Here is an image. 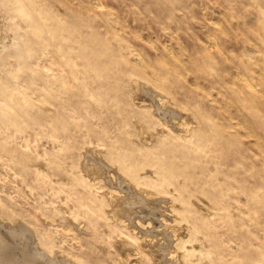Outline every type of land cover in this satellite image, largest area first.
<instances>
[{"label":"rangeland","instance_id":"obj_1","mask_svg":"<svg viewBox=\"0 0 264 264\" xmlns=\"http://www.w3.org/2000/svg\"><path fill=\"white\" fill-rule=\"evenodd\" d=\"M10 1L0 0V264H264V0Z\"/></svg>","mask_w":264,"mask_h":264},{"label":"bare ground","instance_id":"obj_2","mask_svg":"<svg viewBox=\"0 0 264 264\" xmlns=\"http://www.w3.org/2000/svg\"><path fill=\"white\" fill-rule=\"evenodd\" d=\"M5 1H6V0H5ZM8 1L11 3L10 0H8ZM15 1L18 2L19 0H15ZM20 1H22V0H20ZM45 1H46V0H45ZM96 1H97V0H96ZM49 2H50V1H49ZM13 3H14V2H13ZM22 3L25 4L26 2L23 1ZM40 3L42 4V0H41ZM45 3H46V2H45ZM11 4H12V3H11ZM41 4H40V5H41ZM50 4H51V3H50ZM14 5H15L16 8H18V6H16V4H14ZM25 5H26V4H25ZM72 5H74V4L72 3ZM12 6H13V4H12ZM19 6H20V5H19ZM21 6H22V5H21ZM23 6H24V5H23ZM23 6H22V7H23ZM27 6H28V5H27ZM22 7H20L21 10H23ZM46 7H47V6H46ZM69 7H70V6H69ZM73 7H74V6H73ZM75 7H76V6H75ZM75 7H74V8H75ZM23 8L25 9V7H23ZM26 8H27V7H26ZM28 8H29V7H28ZM44 8H45V5H44ZM71 8H72V7H71ZM76 8H79V10H80V7H76ZM81 8H83V7H81ZM14 9H15V8H14ZM47 9H50V8L48 7ZM84 9H85V8H84ZM91 9H92V11H93L94 8H91ZM95 9H96V8H95ZM42 10H43V9H42ZM45 10H46V9H45ZM77 11H78V9H77ZM29 12H31V10H30ZM22 13H25V12L22 11ZM45 13H46V11H45ZM51 13L53 14V12H51ZM56 13H57V12H56ZM32 14H33V13H32ZM32 14H31V15H32ZM43 14H44V13H43ZM23 15H25V14H23ZM31 15H30V16H31ZM36 15H37V14H36ZM49 15H50V14H49ZM25 16H26V15H25ZM33 16H34V15H32V19H33ZM47 16H48V14H47ZM47 16H45V18H46ZM53 16H54V15H53ZM51 18H53V17H51ZM34 19H35V18H34ZM36 19H37V17H36ZM38 19H39V18H38ZM47 19H48V18H47ZM30 20H31V19H30ZM40 20H41V19H40ZM49 20H50V18H49ZM51 20H53V19H51ZM41 21H42V20H41ZM45 21H46V20H45ZM58 21H59V20H58ZM36 22H37V21H35L34 23H36ZM38 22H39V21H38ZM263 22H264V21H263ZM39 23H40V22H39ZM39 23H38V24H39ZM42 23H43V22H42ZM49 23H50V22H49ZM56 23H57V22H56ZM38 24H37V25H38ZM59 24H60V23H59ZM37 25L34 26V27H36V28L38 29L40 26H39V25L37 26ZM40 25H41V24H40ZM50 25H51V24H50ZM50 25H49L48 27H51ZM56 25H57V24H56ZM44 26L46 27V25H44ZM57 26H58V25H57ZM59 26H60V27H58V28H62L61 25H59ZM66 26H67V25H66ZM66 26H65V27H66ZM69 26H70V25H69ZM53 27H54V26H53ZM63 27H64V26H63ZM70 27H71V26H70ZM67 28H68V27H67ZM72 28H73V27H72ZM41 29H42L43 31H42ZM50 29H51V28H50ZM50 29H49V30H50ZM52 29H53V28H52ZM62 29H64V28H62ZM75 29H76V28H75ZM57 30H58V29H57ZM65 30H67V29H65ZM65 30H62V32L65 31ZM37 31H40V32L42 31V32H44V29H43V27H42V28H39V30H37ZM52 31H53V30H52ZM52 31H51V32H52ZM40 32H39V35H40ZM57 32H58V31H57ZM66 32H67V31H66ZM55 33H56V32H55ZM60 33H61V32H60ZM64 33H65V32H64ZM70 33H71V30H70ZM70 33H69V34H70ZM72 33H73V30H72ZM72 33H71V34H72ZM74 33H75V32H74ZM76 33H77V32H76ZM81 33H82V32H81ZM81 33H80V34H81ZM83 33H84V32H83ZM83 33H82V34H83ZM61 34H62V33H61ZM69 34H68V36H69ZM82 34H81V35H82ZM48 35H49V34H48ZM48 35H47L46 37H48ZM59 35H60V34H59ZM62 35H63V34H62ZM77 35H78V34H77ZM84 35H86V34L84 33ZM74 36H76V35H74ZM79 36H80V35H79ZM42 37H43V35H42ZM60 37H61V35H60ZM76 37H77V36H76ZM76 37H75V39H76ZM83 37H84V36H83ZM49 38H50V36H49ZM49 38H48V39H49ZM62 38H63V37H62ZM62 38H61V39H62ZM64 38H66V37H64ZM71 38H72V37H71ZM77 38H78V37H77ZM80 38H82V37H80ZM43 39H44V38H43ZM45 39H46V38H45ZM48 39H47V40H48ZM53 39H54V37H53ZM66 39H68V38H66ZM83 39H84V38H83ZM83 39H82V40H83ZM261 39H262V38H261ZM263 40H264V38H263ZM263 40H262V41H263ZM48 41L51 42V39L48 40ZM60 41H61V40H60ZM62 41H63V40H62ZM62 41H61V42H62ZM77 41H78V40H77ZM84 41H85V40H84ZM86 41H87V40H86ZM46 42H47V41H46ZM52 42H53V41H52ZM72 42H73V40H72ZM68 43H69V42H68ZM47 44H48V42H47ZM58 44H59V43H58ZM58 44H57V45H58ZM62 44H63V43H62ZM62 44H61V45H62ZM49 45H50V44H49ZM61 45H60V46H61ZM64 45H65V44H64ZM46 46H47V45H46ZM51 46H52V44H51ZM51 46H50V47H51ZM62 46H63V45H62ZM68 46H70V45H68ZM71 46H73V45H71ZM71 46H70V48H72ZM77 46H78V45H77ZM63 47H64V46H63ZM63 47H61V48H63ZM65 47H66V46H65ZM73 47H74V46H73ZM55 48H56V47H55ZM57 48H58V47H57ZM59 48H60V47H59ZM65 49H67V48H65ZM68 49H69V47H68ZM74 49H77V48H74ZM52 50H53V49H52ZM52 50H50L51 53H53ZM56 50H57V49H56ZM61 50H62V49H61ZM61 50H59V51H61ZM72 50H73V49H72ZM78 50H80V48H79ZM50 51H49V53H50ZM53 51H54V50H53ZM59 51H58V54H59ZM64 51H67V50H63V52H64ZM70 51H71V50H70ZM70 51H69V52H70ZM75 51H76V50H75ZM44 52H45V51H44ZM76 52H77V51H76ZM76 52H75V53H76ZM49 53H48V54H49ZM61 53H62V51H61ZM72 53H73V51H72ZM83 53H85V51H84ZM46 54H47V52H46ZM54 54H56V53H54ZM67 54H68V53H67ZM170 54H171V53H170ZM52 55H53V54H52ZM52 55L47 56V57H52ZM65 55H66V52H65ZM73 55H75V54H73ZM53 56H54V58H55V55H53ZM69 56H70V55L68 54V57H69ZM71 56H72V55H71ZM71 56H70L69 58H72V59H73V57H71ZM75 56H76V55H75ZM77 56H78V55H77ZM87 56H88V55H87ZM87 56H84V57H87ZM57 57H58V55H57ZM57 57H56V58H57ZM66 57H67V56H66ZM54 58H53V59L50 58V59H51V60H55ZM75 58H76V57H75ZM58 59H59V58H58ZM58 59H57V60H58ZM61 59H62V58H61ZM79 59H80V58H79ZM63 60H64V59H62V62H63ZM76 60H77V59H76ZM55 62H56V61H55ZM62 62H61V64H62ZM72 62H74V61L72 60ZM143 62H144V61H143ZM143 62L140 63V64H141V65H142V64L145 65V62H144V63H143ZM67 63H68V62H67ZM74 63H75V66H76L77 63H76V62H74ZM74 63H73V64H74ZM56 64H57V63H56ZM59 64H60V63H59ZM69 64H70V63H69ZM137 64H138V63H137ZM70 66H71V64H70ZM75 66H74V67H75ZM146 66H147V65H146ZM151 66H152V65H151ZM153 66H154V65H153ZM59 67H60V66H59ZM103 67H104V66H103ZM61 68H62V65H61ZM61 68H60V69H61ZM97 68L99 69L98 66H97ZM141 68H142V67H141ZM145 68H146V67H145ZM71 69H72V68H71ZM61 70H62V69H61ZM64 70H66V68H65ZM95 70H96V69H95ZM143 70H144V69H143ZM138 71H139V70H138ZM153 71H154V70H153ZM72 72H73V71H72ZM88 72H89V71H88ZM88 72H87V73H88ZM96 72H97V71H96ZM143 72H144V71H143ZM59 73H60V72H59ZM61 73H62V72H61ZM150 73H152V72H150ZM261 73H263V72H261ZM73 74H74V73H73ZM143 74H145V73H143ZM60 75H61V81H60V84H65V85H67V79H68V78L64 77L63 74H60ZM67 75L70 76L71 74L69 73V74H67ZM149 75H150V74H149ZM155 75H156V73H155ZM261 75H262V74H261ZM147 76H148V75H145V77H147ZM238 76H239V75H238ZM238 76H236V77H238ZM236 77H235V78H236ZM65 78H66V79H65ZM69 78H70V80H71V77H69ZM147 78H148V77H147ZM235 78H234V79H235ZM238 79H239V77H238ZM238 79H237V80H238ZM241 80H242V78H241ZM244 80H245V79H244ZM244 80H243V81H244ZM71 81H72V80H71ZM234 81H235V80H234ZM72 82H73V81H72ZM72 82H70V83H72ZM240 82H241V81L238 80V84H239ZM72 84H74V83H72ZM72 84H71V85H72ZM235 84H236V83H235ZM244 85H245V87L248 89V93H249L248 95H250V97H254V95H255L254 93L256 92V91L254 90V86H253L254 84L252 85V84H251L250 82H248L247 79H246V80L244 81ZM237 86H238V85H237ZM239 86H240V85H239ZM239 86H238V87H239ZM13 87H15V86H13ZM13 87H11L10 90L14 89V91L16 92V89L13 88ZM238 87H234V88H237V89H238ZM240 87H241V86H240ZM245 87H242L241 89H238V90H242V91H243V89H244ZM16 88H17V87H16ZM4 90H5V89H3V92H4ZM7 90H9V88H7ZM238 90H236V91L238 92ZM245 90H246V89H245ZM245 90H244V91H245ZM5 91H6V90H5ZM242 91H241V92H242ZM244 91H243V92H244ZM18 92H19V91H18ZM257 92H258V91H257ZM8 93H9V98H11L12 96H15V100H16V101H18V100H17L18 96L20 97V96L22 95L21 92H20L21 95H20V94H19V95H16L14 92H11V91L8 92ZM245 93H246V92H245ZM245 93H244V95H245V97H247V94H245ZM17 94H18V93H17ZM256 94H257V93H256ZM7 95H8V94H7ZM7 95H4V96H7ZM258 95H259V94H258ZM26 96H27V95H26ZM242 96H243V95H242ZM29 97H30V96H29ZM50 97H52V96H50ZM245 97H244V98H245ZM1 98H2V95H1ZM7 98H8V97H7ZM9 98H8V100H9ZM24 98L26 99V98H28V97H25L24 94H23L22 97H20V100H23ZM36 98H37V97H36ZM244 98H243V99L241 98V99H242V100H245ZM247 98H249V96H248ZM28 99H29V98H28ZM30 99H31V98H30ZM51 99H52V98H51ZM249 99L254 100L255 98H254V99L249 98ZM249 99H248V100H249ZM5 100H6V99H5ZM31 100H33V99H31ZM53 100H54V99H53ZM248 100H246V101H248ZM26 101H27V100H26ZM10 102H11V100H10ZM18 102L21 103V101H18ZM51 102H52V100H51ZM237 102H238V100H237ZM237 102H236V104H238ZM239 102H240V100H239ZM248 102H249V101H248ZM0 103L3 104V102H0ZM5 103H6V101H5ZM11 103H12V102H11ZM23 103H24V100H23ZM30 103H32V102H30ZM47 103H48V102H47ZM49 103H50V101H49ZM49 103H48V104H49ZM52 103H53V102H52ZM21 104H22V103H21ZM28 104H29V103H28ZM32 104H34V103H32ZM32 104H29L28 106L31 105V107L34 108L35 106L32 105ZM239 104H240V103H239ZM239 104H238V105H239ZM3 105H5V104H3ZM6 105L9 106V107L11 108L10 104H6ZM50 105H51V104H50ZM52 105H53V104H52ZM7 106H6V107H7ZM17 106H18V105H17ZM24 106H25V105H24ZM251 106H252V105H251ZM253 106H254V105H253ZM253 106H252V107H253ZM6 107H5V108H6ZM14 107H16V106H14ZM7 108H8V107H7ZM20 108H21V107H20ZM25 108H27V107H25ZM238 108H240V106H239ZM241 108H242V107H241ZM247 108H248V107H247ZM254 108H255V107H254ZM11 109H13V108H11ZM22 109H23V108H22ZM245 109H246V108H245ZM250 109H251V108H250ZM252 109H253V108H252ZM8 110H9V109H8ZM17 110H18V109H17ZM26 110H27V109H26ZM240 110H241V109H240ZM10 111H11V110H10ZM14 111H15V110H14ZM241 111H242V110H241ZM250 111H251V110H250ZM18 112H19V111H18ZM18 112H17V115L20 114V113H18ZM238 112H240V111H237V114H239ZM245 112L248 113L249 111H247V109H246ZM245 112H244V114H245ZM12 113H13V112H12ZM14 113H15V112H14ZM240 113H242V112H240ZM253 113H254V112H253ZM248 115H249V114H248ZM14 116H15V115H14ZM20 116H22V115H20ZM60 116H61V115H60ZM197 116H198V115H197ZM197 116H196V117H197ZM240 116H241V115H240ZM240 116H239V117H240ZM249 116H250V115H249ZM249 116H248V117H249ZM12 117H13V116H12ZM12 117H11V118H12ZM17 117H19V116H17ZM22 117H23V116H22ZM47 117L50 118L48 115H47ZM62 117H63V115H62ZM206 117H208V116L206 115ZM239 117H238V118H239ZM243 117H245V115H244ZM246 117H247V116H246ZM7 118H8V116H7ZM13 118H14V117H13ZM19 118H21V117H19ZM210 118H211V117H210ZM212 118H213V117H212ZM249 118H250V117H249ZM252 118H253V117H252ZM5 119H6V118H5ZM50 119H51V118H50ZM247 119H248V118H247ZM24 120H25V119H24ZM48 120H49V119H48ZM52 120H53V119H52ZM63 120H65V119H63ZM63 120H62V122H65V121H63ZM181 120H182V119H181ZM207 120H208V118H207ZM244 120H245V119H244ZM14 121H16V120H14ZM182 121H183V120H182ZM208 121H210V120H208ZM214 121H215V120H214ZM240 121H241V120H240ZM16 122H17V121H16ZM18 122H19V121H18ZM18 122H17V124L20 126V124H19ZM20 122H21V121H20ZM22 122H23V120H22ZM172 122H174V121H172ZM162 123H163V125H164V127H165L166 129H168L169 131H173V129L171 128L172 125L169 126L168 123H167V120H164V121L162 120ZM181 123H182V122H181ZM212 123H213V122H212ZM215 123H216V122H215ZM215 123H214V124H215ZM237 123H238V121H237ZM65 124H66V123H65ZM182 124H184V123H182ZM217 124H219V123H217ZM240 124H241V123H238L239 126H240ZM15 125H16V123L14 124V126H15ZM212 125H213V124H212ZM2 126H3V125H2ZM183 126H184V125H183ZM221 127H222V125L220 126V128H221ZM189 128H190V127H189ZM215 128H216V127H215ZM224 128H225V127L223 126L222 129H224ZM242 128H244V127H242ZM17 129H18V128H17ZM56 129H57V128H56ZM183 129H187V128H184V127H183ZM249 129H251V128H249ZM38 131H39V130H38ZM46 131H47V130H46ZM175 131H176V130H175ZM186 131H188V130H186ZM216 131H217V130H216ZM216 131H215V132H216ZM220 131H221V130H220ZM225 131H226V128H225ZM10 132H11V131H10ZM207 132H208V131H207ZM248 132H249V131H248ZM157 133H158V132H157ZM187 133H188V132H187ZM12 134H13V132H12ZM36 134H39V133H36ZM40 134H41V132H40ZM142 134H144V133H141L140 135H142ZM145 134H146V133H145ZM145 134H144V136H145ZM229 134H231V133H229ZM249 134H250V133H248V135H249ZM251 134H253V133H252V130H251ZM34 135H35V133H34ZM232 135H233V134H232ZM238 135H239V138H238V137H237V138L240 140V136H241V135H240L239 133H238ZM253 135H254V134H253ZM233 136H234V135H233ZM111 137H113V136H111ZM140 137H141V136H140ZM146 137L149 138V136H146ZM251 137H253V136H251ZM255 138H256V136H255ZM141 139H142V138H141ZM144 139H145V138H144ZM235 139H236V137H235ZM104 140H105V139H104ZM104 140H102V141H104ZM110 140H111V139H110ZM114 140H115V139H114ZM114 140H113V141H114ZM146 140H147V139H146ZM149 140H151V139H149ZM61 141H62V140H61ZM106 141H107V140H106ZM108 141H109V139H108ZM111 141H112V140H111ZM144 141H145V140H144ZM240 141H241V140H240ZM109 142H110V141H109ZM241 142H242V141H241ZM241 142H239V143L241 144ZM146 143H148V141H147ZM67 144H68V143H67ZM67 144H66V145H67ZM126 144H127V143H126ZM256 144H257V143H256ZM261 144H262V143H261ZM59 145H60V144H59ZM110 145H111V143H110ZM110 145H109V146H110ZM118 146H119V145H118ZM254 146H255V145H254ZM128 147H129V146H128ZM262 147H264V146L262 145L261 148H262ZM107 148H110V147H107ZM261 148H260V149H261ZM110 149H111V148H110ZM110 149H108V150H110ZM113 149H114V148H112V150H113ZM124 149H125V147H124ZM124 149H123V150H124ZM126 149H127V148H126ZM130 149H131V148H130ZM258 149H259V148H258ZM263 149H264V148H263ZM263 149H262V150H263ZM134 150H138V149H133V151H134ZM131 151H132V149H131ZM241 151H242V149H241ZM254 151H255V150H254ZM257 151H258V150H257ZM95 152L97 153L98 151H95ZM125 152H126V151H125ZM128 152H129V151H128ZM171 152H172V151H171ZM255 152H256V151H255ZM89 153H90V152H89ZM89 153H88V154H89ZM91 153H92V152H91ZM91 153H90V154H91ZM126 153H127V152H126ZM131 153H132V152H131ZM131 153H130V154H131ZM137 153H138V151H137ZM241 153H242V152H241ZM243 153H244V152H243ZM256 153H257V152H256ZM86 154H87V153H86ZM90 154H89V155H90ZM97 154H98V153H97ZM97 154H96V155H97ZM127 154H128V153H127ZM134 154H135V153H134ZM134 154H133V155H134ZM144 154H146V153H144ZM92 155H93V154H91V156H92ZM98 155H99V154H98ZM98 155H97V156H98ZM153 155H154V154H153ZM183 155H184V151H183ZM185 155H186V154H185ZM254 155H255V154H254ZM127 156H128V155H127ZM127 156H125V157H127ZM129 156H131V155H129ZM134 156H137V155H134ZM134 156H132V157H134ZM143 156H144V155H143ZM100 157H101V156H100ZM132 157H131V158H132ZM185 157H186V156H185ZM187 157H188V156H187ZM246 157H247V156H246ZM115 158H116V157H115ZM143 158H144V157H143ZM156 158H157V157H156ZM177 158H178V157H177ZM182 158H184V157H182ZM236 158H237V157H236ZM15 159H16V158H15ZM87 159H88V158H87ZM113 159H114V158H113ZM121 159H122V158H121ZM125 159H126V158H125ZM137 159H138V157H137ZM152 159H153V158H152ZM157 159H159V161H160V157L157 158ZM179 159H181V158H179ZM179 159H178V160H179ZM184 159H185V158H184ZM187 159H188V158H187ZM192 159H193V158H192ZM19 160H20V159H19ZM21 160H23V159H21ZM126 160H127V159H126ZM131 160H132V159H131ZM150 160H151V158H150ZM150 160H149V161H150ZM188 160H189V159H188ZM194 160H195V159H194ZM202 160H203V159H202ZM128 161H130V160H128ZM136 161H137V160H136ZM139 161H141V160H139ZM151 161H152V160H151ZM151 161H150V162H151ZM161 161H164V160L161 159ZM185 161H186V159H185ZM190 161H191V160H190ZM89 162H90V161H89ZM133 162H135V160H134ZM152 162H154V161H152ZM152 162H151V163H152ZM183 162H184V161H183ZM183 162H182V163H183ZM186 162H187V161H186ZM256 162H258V161H256ZM101 163H102V162H101ZM131 163H132V162H131ZM138 163H139V162H138ZM157 163H159V162L157 161ZM161 163H162V162H161ZM188 163H189V161H188ZM90 164H91V163H90ZM93 164H94V162H93ZM134 164H135V163H134ZM134 164H133L132 166H134ZM147 164H148V163H147ZM162 164H163V163H162ZM241 164H242V163H241ZM252 164H253V163H252ZM95 165H96V164H95ZM128 165H129V164H128ZM142 165H143V164H142ZM150 165H151V164H150ZM152 165H153V164H152ZM152 165H151V166H152ZM165 165H167V164H165ZM165 165H163V166H165ZM229 165H230V163H229ZM246 165H247V164H246ZM156 166H157V165H156ZM159 166H160V165H159ZM167 166H168V165H167ZM231 166H233V165H231ZM242 166H243V165H242ZM247 166H248V165H247ZM86 167H87V166H86ZM89 167H90V166H89ZM134 167H137V164H136V166H134ZM134 167H133V170H134ZM245 167H246V166H245ZM248 167H249V166H248ZM91 168H92V167H91ZM141 168H142V167H141ZM141 168L139 167V171H140V170H143V169H141ZM157 168H158V167H157ZM249 168H250V167H249ZM258 168H259V166H258L256 169L258 170ZM24 169H25V168H24ZM24 169H23V170H24ZM86 169H87V168H86ZM94 169H95V167H94ZM94 169H93V170H94ZM125 169H126V170H129V169H132V168H131V167L129 168V166H127V168H125ZM163 169H164V168H162V170H163ZM166 169H168V168H166ZM250 169H251V168H250ZM158 170H159V169H158ZM168 170H169V169H168ZM179 170H180V169H179ZM21 171H22V170H21ZM24 171H25V170H24ZM95 171H96V170H95ZM155 171L157 172V170H155ZM160 171H161V169H160ZM164 171H165V169H164ZM164 171H163V172H164ZM182 171H183V170H182ZM247 171H248V170H247ZM255 171H256V170H255ZM91 172H92V171H91ZM135 172H136V171H135ZM137 172H138V171H137ZM184 172H186V170L183 171V173H184ZM256 172H257V171H256ZM259 172H260V171H259ZM263 172H264V169H263L262 173H263ZM166 173H167V172H166ZM200 173H201V171H200ZM200 173H199V174H200ZM241 173L243 174L242 171H241ZM241 173H240V174H241ZM163 174H165V173H163ZM230 174H231V175H235L234 173H230ZM230 174H229V176H230ZM91 175H93V174H91ZM150 175H151V174H150ZM159 175H160V174H159ZM161 175H162V174H161ZM197 175H198V174H197ZM201 175H202V174H201ZM201 175H200V176H201ZM208 175H210V173H209ZM72 176H73V175H72ZM93 176H95V175H93ZM145 176H146V175H145ZM162 176H163V175H162ZM162 176H161V178H162ZM183 176H184V175H183ZM257 176H258V175H257ZM136 177H137V176H136ZM159 177H160V176H159ZM165 177H166V176H165ZM170 177H171V176H170ZM170 177H169V179H171ZM261 177H262V176H261ZM261 177H260V178H261ZM263 177H264V176H263ZM141 178L144 179V175H143V177H141ZM145 178H146V177H145ZM173 178H174V177H173ZM93 179H95V178H93ZM122 179H123V178H122ZM124 179H125V178H124ZM138 179H139V178H138ZM146 179H148V178H146ZM146 179H144V180H146ZM159 179H160V178H159ZM162 179H163V178H162ZM162 179H161V180H162ZM200 179H201V178H200ZM118 180H119V179H118ZM118 180H117V181H118ZM120 180H121V179H120ZM139 180H140V179H139ZM151 180H152V178H151ZM151 180H149V182H150ZM153 180H154V179H153ZM161 180H160V182H161ZM163 180H164V179H163ZM166 180H168V179H166ZM201 180H202V179H201ZM204 180H205V179H204ZM228 180H229V179H228ZM257 180H258V179H257ZM257 180H256V181H257ZM56 181H57V180H56ZM135 181H136V180H135ZM172 181H173V180H172ZM172 181H171V182H172ZM221 181H224V180L221 179ZM225 181H226V180H225ZM235 181L237 182V180H235ZM252 181H253V180H252ZM258 181H259V180H258ZM119 182H120V181H119ZM167 182H168V181H167ZM169 182H170V180H169ZM201 182H202V181H201ZM204 182H205V181H204ZM259 182H260V181H259ZM124 183H126V182H124ZM150 183H151V182H150ZM202 183H203V182H202ZM226 183H227V182H226ZM238 183H239V182H238ZM254 183H255V182H253V184H254ZM82 184H83V183H82ZM157 184H158V183H157ZM161 184H162V182H161ZM172 184H173V183H172ZM128 185H129V184H128ZM228 185H229V184H228ZM233 185H234V184H233ZM237 185H238V184H237ZM256 185L259 186L260 184H259V185L256 184ZM36 186H37V185H36ZM121 186H122V185H121ZM124 186H125V185H124ZM229 186H230V185H229ZM239 186H241V185H239ZM233 187H234V186H233ZM244 187H245V186H244ZM177 188H178V187H177ZM177 188H175V189H177ZM179 188H180V187H179ZM236 188H237V187H236ZM238 188H239V187H238ZM39 189H40V188H39ZM261 189H262V188H261ZM40 190H41V189H40ZM107 190H108V189H107ZM139 190H140V189H139ZM139 190H138V191H139ZM179 190H181V189H179ZM233 190H234V189H233ZM135 191H136V190H135ZM140 191H141V190H140ZM227 191H229V189H228ZM241 191H242V190H241ZM42 192H43V191H42ZM93 192H94V191H93ZM130 193H131V192H130ZM135 193H136V192H135ZM180 193H181V192H180ZM208 193H209V191H208ZM119 194H120V193H119ZM139 194H140V193H139ZM254 194H255V193H253V195H254ZM102 195H104V194H102ZM127 195H128V193H127ZM210 195H211V194H210ZM253 195H252V196H253ZM108 196H109V193H108ZM132 196H133V195H132ZM137 196H138V195H137ZM148 196H149V195H148ZM150 196H151V195H150ZM150 196H149V197H150ZM152 196H153V195H152ZM152 196H151V197H152ZM103 197H104V196H103ZM145 197H146V196H145ZM152 198H153V197H152ZM171 198H172V197H171ZM252 198H253V197H252ZM164 199H165V198H164ZM111 200H112V198H111ZM94 201H95V200H94ZM128 202H129V200H128ZM142 202H143V200H142ZM146 202H147V201H146ZM151 202H152V201H151ZM101 203H102V202H101ZM245 203H248V202L245 201ZM245 203H244V204H245ZM169 205H170V204H169ZM246 205H247V204H246ZM248 205H249V204H248ZM72 207H73V206H72ZM138 207H139V206H138ZM144 207H145V206H144ZM144 207H143V208H144ZM249 207H250V206H249ZM70 208H71V207H70ZM86 208H88V207H86ZM120 208H121V206H120ZM131 208H133V207H131ZM145 208H146V207H145ZM227 208H228V207H225V209H227ZM121 209H122V208H121ZM137 209H138V208H137ZM183 209H184V208H183ZM252 209H254V208H251V210H252ZM115 210H116V209H115ZM115 210H114V212H115ZM161 210H162V209H161ZM216 210H217V209H216ZM218 210H219V209H218ZM154 211H155V210H154ZM162 211H163V210H162ZM164 211H165V210H164ZM219 211H220V210H219ZM221 211H222V210H221ZM248 211H249V210H248ZM140 212H141V211H140ZM147 212H148V210H147ZM151 212H153V211H151ZM166 212H167V211H165V214H166ZM103 213H104V212H103ZM154 213H155V212H154ZM162 213H163V212H162ZM138 214H140V213H138ZM141 214H143V213H141ZM147 214H148V213H147ZM159 214H160V213H159ZM167 214H169V213L167 212ZM244 214H245V213H244ZM254 214H255V211H254ZM225 215H226V213H225ZM227 215H229V214H227ZM239 215H240V214H239ZM115 216H116V215H115ZM124 216H125V215H124ZM149 216H150V215H149ZM254 216H255V215H254ZM97 217H98V216H97ZM121 217H122V216H121ZM125 217H126V216H125ZM225 217H226V216H224L223 218H225ZM113 218H114V216H113ZM116 218H119V217L116 216ZM145 218H146V217H145ZM145 218H144V219H145ZM149 218H150V217H149ZM153 218H154V215H153ZM153 218H150V220L152 219V221H153V220L155 219V218H154V219H153ZM160 218H161V217H160ZM160 218H159V219H160ZM253 218H254V217H253ZM253 218H251V219H253ZM255 218H256V217H255ZM120 219H121V218H120ZM159 219H158V220H159ZM161 219H163V218H161ZM171 219H172V218H171ZM239 219L241 220V218H239ZM263 219H264V218H263ZM122 220H123V219H122ZM257 220H258V218H257ZM119 221H121V220H119ZM123 221H124V220H123ZM123 221H122V223L125 222V221H124V222H123ZM138 221H139V220H138ZM140 221H141V220H140ZM147 221H148V220H147ZM167 221H168V220H167ZM262 221H263V220H262ZM103 222H104V221H103ZM129 222H131V221H129ZM154 222H155V221H154ZM154 222H153V223H154ZM156 222H157V220H156ZM260 222H261V221H260ZM260 222H259V220H258V222H257L256 224H258V223H260ZM119 223L121 224V222H119ZM147 223H148V222H147ZM150 223H151V222H150ZM242 223H243V222H242ZM254 223H255V220H254ZM81 224H82V223H80L79 225L81 226ZM101 224H102V223H101ZM101 224H100V228L102 227ZM105 224H106V223H105ZM207 224H208V223H206V226H208ZM84 225H85V224H84ZM164 225H165V224H164ZM174 225H175V224H174ZM174 225H173V226H174ZM240 225H241V224H240ZM242 225H243V224H242ZM254 225H255V224H254ZM260 225H263V224L261 223ZM260 225H259V226H260ZM154 226H155V225H154ZM156 226H158V225H156ZM71 227H72V226H71ZM71 227L69 226L70 229H71ZM85 227H86V225H85ZM92 227H93V226H92ZM134 227H135V226H134ZM151 227H152V226H151ZM169 227H170V226H169ZM169 227H168L167 229H169ZM204 227H205V226H204ZM260 227H261V226H260ZM263 227H264V226H263ZM83 228H84V227H83ZM106 228H107V227H106ZM160 228H161V227H160ZM171 228H172V227H171ZM171 228H170V229H171ZM174 228H175V227H174ZM73 229H74V228H73ZM132 230H133V229H132ZM180 230H181V229H180ZM204 230H205V229H204ZM207 230H208V229H207ZM65 231L68 232V230H66V229H65ZM72 231H73V230H71L70 232H72ZM90 231H91V229H90ZM133 231H136V230H133ZM142 231H143V230H142ZM263 231H264V230H263ZM73 232H75V230H74ZM91 232H92V231H91ZM97 232H98V231H97ZM103 232H104V231H103ZM103 232H102V233H103ZM106 232H107V231H106ZM153 233H154V232H153ZM251 233H252V232H251ZM75 234H76V233H75ZM166 234H167V233H166ZM252 234H253V233H252ZM62 235H64V234H62ZM71 235H74V234L71 233L70 236H71ZM76 235H77V234H76ZM76 235H75V236H76ZM102 235H103V234H102ZM254 235H255V234H254ZM263 235H264V232H263L262 236H263ZM75 236H73L72 239H73V238H76ZM80 236H81V234H80ZM87 236H88V235H87ZM89 236H93V235L89 234ZM100 236H101V235H100ZM148 236H149V235H148ZM175 236H176V234H175ZM175 236H174V238H175ZM211 236H212V235H211ZM255 236H256V235H255ZM260 236H261V235H260ZM81 237H82V236H81ZM142 237H144V236H142ZM158 237H159V236H158ZM176 237H177V236H176ZM212 237H213V236H212ZM146 238H147V237H146ZM153 238H154V237H152V239H153ZM174 238H173V239H174ZM258 238H260V237H258ZM46 239H47V238H46ZM142 239H144V238H142ZM147 239H148V238H147ZM149 239H150V238H149ZM164 239H165V237H164ZM260 239H261V238H260ZM260 239H259V240H260ZM0 240H1V239H0ZM132 240H133V239H132ZM161 240H162V239H161ZM166 240H168V238H167ZM224 240H225V239H224ZM77 241H78V240H77ZM79 241H80V239H79ZM140 241H141V240H140ZM227 241H228V240H227ZM74 242H76V241H74ZM1 243H2V242H1ZM32 243H33V242H32ZM76 243H77V242H76ZM116 243H117V242H116ZM116 243H115V244H116ZM159 243H160V242H159ZM165 243H166V242H165ZM260 243H263V241L260 240ZM146 244L149 245V243H146ZM244 245H245V244H244ZM247 245H248V244H247ZM5 246H6V245H5ZM32 246H33V244L31 245V247H28V248H30V250L33 249V248H34V249L36 248L37 252L42 254V251H40V249H39L38 247H36V246H35V247H34V246L32 247ZM98 246H99V245H98ZM130 246H131V245H130ZM156 246H157V245H156ZM156 246H155V248H156ZM158 246H159V245H158ZM167 246H168V245H167ZM225 246H226V245H225ZM131 247H132V246H131ZM163 247L165 248L164 245H163ZM247 247H249V246H247ZM263 247H264V245H263ZM106 248H107V247H106ZM114 248H115V247H114ZM245 248H246V247H245ZM99 249H100V248H99ZM131 249H132V248H131ZM146 249H147V248H146ZM170 249H171V248H170ZM243 249H244V247H243ZM100 250H101V249H100ZM141 250H142V249H141ZM227 250H228V249H227ZM74 252H75V251H74ZM119 252H120V251H119ZM134 252L136 253L137 251H134ZM5 253H6V252H5ZM70 253H71V252H70ZM102 253H103V252H102ZM260 253H261V252H260ZM26 254H27V253H26ZM72 254L74 255V253H72ZM228 254H229V253H228ZM5 255H6V254H5ZM77 255H78V254H77ZM77 255H76V256H77ZM129 255H130V254H129ZM161 255H162V254H161ZM164 255H165V254H164ZM3 256H4V255H3ZM36 256H37V254H36ZM39 256H40V255H39ZM58 256H59V255H58ZM61 256H62V255H61ZM80 256H81V255H80ZM119 256H120V255H119ZM127 256H128V255H127ZM130 256H131V255H130ZM133 256H134V255H133ZM133 256H132V257H133ZM168 256H169V255H168ZM256 256H257V254H256ZM259 256H260V255H259ZM263 256H264V253H263ZM45 257H46V256H45ZM66 257H67V256H66ZM86 257H87V255H86ZM90 257H91V256H90ZM90 257H89V258H90ZM151 257H152V256H151ZM159 257H160V256H159ZM166 257H167V256H166ZM55 258H56V257H55ZM139 258H140V257H139ZM239 258H240V257H239ZM252 258H253V257H252ZM67 259H69V257H68ZM77 259H78V257H77ZM79 259H80V261H81V258H79ZM87 259H88V258H87ZM140 259H141V258H140ZM140 259H139V260H140ZM166 259H167V258H166ZM175 259H176V258H175ZM175 259H174V260H175ZM241 259H243V258H241ZM241 259H240V260H241ZM71 260H72V259H71ZM93 260H94V259H92V261H93ZM124 260H126V259H124ZM170 260H171V259H170ZM174 260H173V261H174ZM225 260H227V259H225ZM225 260H224V262H225ZM243 260H244V259H243ZM243 260H242V261H243ZM262 260H263V259H262ZM173 261H172V262H173ZM175 261H176V260H175ZM242 261H241V262H242ZM250 261H251V260H250ZM93 262L95 263V261H93ZM119 262H120V260H119ZM122 262H123V261H122ZM125 262H126L125 264H127L128 261L126 260ZM139 262H141V260H140ZM221 262H222V261H221ZM255 262H256V261H255ZM257 262H258V261H257ZM41 263H42V262H41ZM75 263L77 264V262H75ZM103 263H104V262H103ZM103 263H102V264H103ZM129 263H130V262H129ZM154 263H155V262H154ZM178 263H179V262H178ZM251 263H252V262H251ZM251 263H250V264H251ZM99 264H100V262H99ZM164 264H165V263H164ZM174 264H175V263H174ZM256 264H257V263H256ZM259 264H263V263H259Z\"/></svg>","mask_w":264,"mask_h":264}]
</instances>
